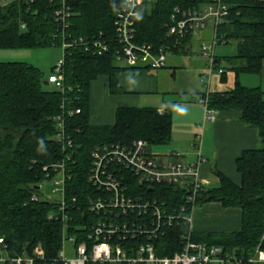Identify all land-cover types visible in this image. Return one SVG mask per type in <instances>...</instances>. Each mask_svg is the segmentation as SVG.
Masks as SVG:
<instances>
[{
    "label": "trees",
    "instance_id": "obj_1",
    "mask_svg": "<svg viewBox=\"0 0 264 264\" xmlns=\"http://www.w3.org/2000/svg\"><path fill=\"white\" fill-rule=\"evenodd\" d=\"M60 1L17 0L0 5V50L57 47L60 41L54 12L60 7ZM221 2L228 8V14L217 27L216 41L236 46V55L224 60L236 80L231 91L208 94L209 107L219 112L238 113L240 122L256 130L258 146L243 152L236 160L240 185L213 170L217 185L204 187L195 199V207L217 203L224 209L239 210L241 229L223 234L192 232L191 242L206 247L219 246L235 253L243 260L242 264H254L249 260L256 248L264 253V91L242 86L238 76L262 73L264 0ZM210 3L211 0H157L152 8L141 9L136 42L156 48L168 46L169 53L174 55L187 54V45L193 36L177 42L167 36L165 25L175 8L198 10ZM71 10L68 33L72 37L90 38L101 32L110 39V48L102 56L79 50L65 53V92L55 88L46 90L45 87L51 85L45 86L43 73L31 65L0 63V238L12 256L31 254L34 248L40 247L47 258H55L62 247L65 225L48 219L51 212L57 211V202L38 196L42 185L50 182L45 167L67 156L70 158L66 164L70 180L65 188L67 232L75 234L79 242L89 231V225L98 220V216L88 212L87 206L88 197L97 193L88 182L90 154L94 148L104 144L131 145L139 140L150 147L170 142L171 106L161 112L153 108H118L112 125L91 124L92 82L107 76L111 93L119 92L115 74L124 69L115 60V2L79 0ZM219 65L220 60L215 57L214 68L219 69ZM220 80L226 81L225 72ZM76 109L80 114L68 115L70 110ZM58 117L64 120L65 135L72 142L70 147L55 140ZM48 172L53 175L51 170ZM154 193L167 202L169 208L179 207L185 195L176 189L160 187L154 188ZM33 197L37 200L32 201ZM186 232L187 227L182 224L175 226L171 237L158 241L159 249L181 251L180 237ZM162 252L159 251L160 256L169 255Z\"/></svg>",
    "mask_w": 264,
    "mask_h": 264
},
{
    "label": "built area",
    "instance_id": "obj_2",
    "mask_svg": "<svg viewBox=\"0 0 264 264\" xmlns=\"http://www.w3.org/2000/svg\"><path fill=\"white\" fill-rule=\"evenodd\" d=\"M33 1L30 0V3ZM71 1L61 0L60 7L54 12L60 41L58 47L63 50V59L46 78L48 85L61 92H65V53L79 50L92 56H102L110 48V39L101 32L90 38H74L68 33L72 17ZM113 1L116 62L127 68L151 71L167 68L168 46L156 48L151 44L136 42V26L141 9L152 8L157 0ZM227 14L228 8L221 0H211L209 5L198 10L175 8L169 23L165 25L167 36L177 42L211 27V45H201L203 56L209 64V78L203 75L208 80V83H203L205 89H208L214 71L219 76L224 73L222 68H214V48L217 44V27ZM208 94V91L205 92L199 102L204 110V119L214 122L218 113L209 107ZM78 114L79 109L68 112L69 116ZM57 129L56 142L70 147L72 142L65 135L64 120L61 117L57 118ZM192 149L197 153V164L164 162L160 156L152 154L148 143L142 140L131 145L104 144L95 147L90 154L88 182L97 193L88 197L87 206L88 212L98 216V220L89 225V231L79 242L75 234L67 232L69 217L65 188L70 180V171L66 169L70 158L67 156L63 161L45 167L46 177L52 185L51 195L58 198L55 200L57 211L51 212L48 219L61 221L65 225L62 247L55 258H47L40 247L34 248L31 254L12 256L0 238V246H3L0 249V264H242L243 260L235 253L226 252L219 246L206 247L191 242L196 195L205 187L199 177L198 165L202 162L200 145L195 144ZM158 187L185 193L183 203L179 207L169 208L158 194H153L154 188ZM36 200V197L32 198V201ZM180 224L187 227L186 234L180 237L181 251L169 252L168 248L162 247L159 249L158 241L171 237V229ZM65 242L71 244V257H67L63 249ZM159 251H167L169 255L160 256ZM249 261L264 263V253L258 252L257 259Z\"/></svg>",
    "mask_w": 264,
    "mask_h": 264
},
{
    "label": "crops",
    "instance_id": "obj_3",
    "mask_svg": "<svg viewBox=\"0 0 264 264\" xmlns=\"http://www.w3.org/2000/svg\"><path fill=\"white\" fill-rule=\"evenodd\" d=\"M191 43L192 40L187 45L188 53ZM121 68L124 69L115 74L119 92L111 93L107 76H100L92 82L90 86L91 124L112 125L118 108H153L161 112L171 106L170 142L164 146L162 156H173L170 157V161L174 163L197 164V153L192 146L199 144L202 158V162L198 165L201 183L207 188L217 185L218 180L212 172L217 170L235 185H240L241 177L237 172L236 160L243 152L258 146L257 132L240 122V115L236 112L217 111L218 115L214 122L206 121L203 107L199 102V96L207 91L209 94L231 91L235 82H228L230 85L228 87L227 85H221L219 88L216 86L214 91H210L209 83L208 89L202 93L200 88L203 84L199 80V91L196 93L195 100H186L181 97L175 100L174 95L188 93L187 90L178 92L171 88L169 76H174V72L172 74L165 72L166 68L156 71L124 66ZM197 70L195 69V72L199 74V77L201 75ZM216 80L221 82L220 77ZM226 210L234 214L236 218L239 217L241 223L239 210ZM194 214L195 210L192 215V231L199 233L198 228L194 226ZM227 230L233 233L240 229L236 226Z\"/></svg>",
    "mask_w": 264,
    "mask_h": 264
},
{
    "label": "rangeland",
    "instance_id": "obj_4",
    "mask_svg": "<svg viewBox=\"0 0 264 264\" xmlns=\"http://www.w3.org/2000/svg\"><path fill=\"white\" fill-rule=\"evenodd\" d=\"M17 0H0V5L9 4ZM192 38L191 49L187 54L174 55L169 53L167 55V68L165 72L174 76H169L171 88L176 91L187 90L186 95L178 94L174 95L175 100H179L180 97L186 100H195L196 93L199 91V80L201 84L208 83V80L203 78V75L209 78V64L204 58L201 50V45L206 47L212 43V29L210 26L203 32H195ZM236 55V46L234 44H220L217 43L214 48V56L220 60L219 67L226 73V81L220 82L216 78L220 76L216 71L210 76L211 90L214 91L217 86L228 87V82H235V74L230 71L228 65L224 61L226 58H232ZM63 59V50L60 47H48V48H37V49H15V50H0V63L8 62H21L31 65L43 73L44 81L51 74V70L56 67L57 63ZM195 69L200 72V75L195 72ZM238 81L242 86L248 88H260L264 91V63L261 75H247L241 74L238 76ZM230 86V85H229ZM46 90H52L53 87L47 86ZM221 89V88H220ZM200 92H205V86L200 88ZM172 97V96H170ZM173 100V98H170ZM164 146H151L150 151L152 154L157 155L164 162H169L168 156H162ZM185 163L187 161H184ZM51 182H45L42 185L41 191L38 193L40 199L46 201H55L58 198L51 195ZM194 226L198 228L200 234H223L232 233L227 229H233L238 227L241 229V223L239 217H235L234 214L227 212L226 209L222 208L217 203H206L195 207L194 214ZM264 239V236L262 240ZM63 249L67 257H71V244L65 242ZM259 248H256L253 258L257 259ZM255 264V263H254ZM256 264H264L263 262H256Z\"/></svg>",
    "mask_w": 264,
    "mask_h": 264
},
{
    "label": "water",
    "instance_id": "obj_5",
    "mask_svg": "<svg viewBox=\"0 0 264 264\" xmlns=\"http://www.w3.org/2000/svg\"><path fill=\"white\" fill-rule=\"evenodd\" d=\"M77 4H79V0H73V1L70 2L71 6H76ZM44 85L47 86L48 85L47 82H44Z\"/></svg>",
    "mask_w": 264,
    "mask_h": 264
}]
</instances>
